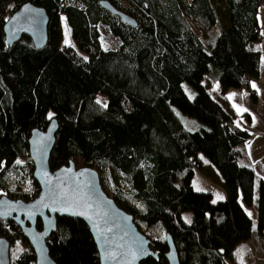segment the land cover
Returning <instances> with one entry per match:
<instances>
[{"label": "trees", "instance_id": "obj_1", "mask_svg": "<svg viewBox=\"0 0 264 264\" xmlns=\"http://www.w3.org/2000/svg\"><path fill=\"white\" fill-rule=\"evenodd\" d=\"M28 1L49 16L41 48L28 36L6 43V19ZM100 1L0 0V196L38 194L28 139L55 118L50 167L73 161L98 170L107 194L133 215L158 254L141 264H169L167 233L179 264H231L239 242L264 233V180L242 162L249 115L243 126L205 80L218 81L221 93L246 89L258 101L263 0H107L136 26ZM62 16L75 46L63 41ZM100 24L119 39L116 48L102 46ZM178 112L200 127L188 128ZM197 171L226 197L196 189ZM0 237L10 243L11 264L36 263L15 222L0 218ZM46 242L56 264H100L78 218L58 216Z\"/></svg>", "mask_w": 264, "mask_h": 264}, {"label": "water", "instance_id": "obj_2", "mask_svg": "<svg viewBox=\"0 0 264 264\" xmlns=\"http://www.w3.org/2000/svg\"><path fill=\"white\" fill-rule=\"evenodd\" d=\"M99 3L125 24L137 25L132 16L109 1ZM48 23L44 6L29 1L21 4L5 21L3 29L7 45L28 36L37 48H41L48 37ZM57 129V120L53 118L45 129H32L28 139L33 177L40 188L38 194L30 200L0 196V218L10 219L19 226L34 251L35 264H56L46 239L56 229L58 216L78 218L86 223L96 244L100 264H141L149 256L157 259L150 238L138 228L133 215L107 194L97 169L77 167L73 161L54 169L50 167L49 156ZM38 219L41 228L37 227ZM166 242L165 257L169 264H179L169 233ZM0 264H11L10 243L5 237H0Z\"/></svg>", "mask_w": 264, "mask_h": 264}, {"label": "crops", "instance_id": "obj_3", "mask_svg": "<svg viewBox=\"0 0 264 264\" xmlns=\"http://www.w3.org/2000/svg\"><path fill=\"white\" fill-rule=\"evenodd\" d=\"M258 17L263 35L257 45L261 50V60L264 66V0ZM207 84L212 96L220 98L219 100L236 114L237 120L243 126H245L244 114L249 115L250 122L246 127L251 135L246 142L242 162L254 169L258 179L264 180V77L261 76L259 80L253 83L256 85L255 88L258 93L257 102L252 101L250 93L246 89H230L226 93H221L220 90L218 92L214 91L215 83L209 82ZM219 189L223 194L220 197L224 199L226 197L225 191L222 188ZM212 192L214 195V191ZM250 213L253 220H255V210L252 209ZM231 264H264V233L260 234L255 231L249 239L239 242L233 250Z\"/></svg>", "mask_w": 264, "mask_h": 264}, {"label": "rangeland", "instance_id": "obj_4", "mask_svg": "<svg viewBox=\"0 0 264 264\" xmlns=\"http://www.w3.org/2000/svg\"><path fill=\"white\" fill-rule=\"evenodd\" d=\"M61 22H62V31H63V41L65 42L66 40H69L70 43H66V44H69V45H72V46H75V42L71 36V31H70V27L69 25L67 24V21H66V18L65 16H62L61 18ZM99 29H100V32H101V42H102V46L104 48H116L118 45H119V39L116 38L112 33L111 31L109 30L108 27H106L105 25L103 24H100L99 26ZM66 32H67V35H66ZM263 35V33H262ZM207 81V83H209L210 81L209 80H205ZM211 83V82H210ZM212 83H215L214 84V91L215 92H218V90H220V84L218 81L216 80H213ZM183 87L186 91V93L189 95V96H193L194 94V90L192 88V86L187 83V82H184L183 83ZM219 87V88H218ZM99 100H103V96L102 95H99L97 97ZM218 98V97H217ZM220 99V98H218ZM179 113V116L181 117V120L182 122L188 127V128H191V129H197L198 127H200L201 123L196 120L195 118L193 117H190V116H187L181 112H178ZM192 183H193V186L196 188V189H200V190H211V191H214V199H220L218 198V196H223V194L221 193V188L220 186H218L217 184L209 181L207 178L204 177V175L197 171L194 176H193V180H192ZM248 211L252 212V209H249ZM251 214V213H250Z\"/></svg>", "mask_w": 264, "mask_h": 264}, {"label": "snow or ice", "instance_id": "obj_5", "mask_svg": "<svg viewBox=\"0 0 264 264\" xmlns=\"http://www.w3.org/2000/svg\"><path fill=\"white\" fill-rule=\"evenodd\" d=\"M66 35H67V32H66ZM65 43H70V41H69V40H66ZM253 87H256V85L253 84ZM106 106H107V105H105V107H106ZM244 111H246V109H244ZM51 115H52V114H49V118H51ZM18 163H19V162H18ZM218 198L222 199V197H219V196H218ZM249 215H250V214H249ZM189 222H190V221H189Z\"/></svg>", "mask_w": 264, "mask_h": 264}, {"label": "built area", "instance_id": "obj_6", "mask_svg": "<svg viewBox=\"0 0 264 264\" xmlns=\"http://www.w3.org/2000/svg\"><path fill=\"white\" fill-rule=\"evenodd\" d=\"M190 1H193V0H190Z\"/></svg>", "mask_w": 264, "mask_h": 264}]
</instances>
